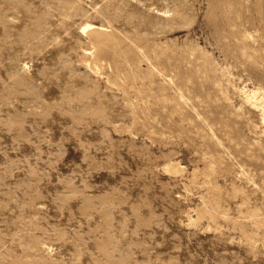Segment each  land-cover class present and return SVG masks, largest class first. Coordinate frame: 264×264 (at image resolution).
Listing matches in <instances>:
<instances>
[{
  "label": "rangeland",
  "instance_id": "obj_1",
  "mask_svg": "<svg viewBox=\"0 0 264 264\" xmlns=\"http://www.w3.org/2000/svg\"><path fill=\"white\" fill-rule=\"evenodd\" d=\"M15 1L0 264H264V0Z\"/></svg>",
  "mask_w": 264,
  "mask_h": 264
},
{
  "label": "bare ground",
  "instance_id": "obj_2",
  "mask_svg": "<svg viewBox=\"0 0 264 264\" xmlns=\"http://www.w3.org/2000/svg\"><path fill=\"white\" fill-rule=\"evenodd\" d=\"M2 1H4V0H2ZM7 1V0H6ZM15 1V0H14ZM73 1V0H72ZM9 2V1H8ZM16 2V1H15ZM69 2H70V0H69ZM64 3V2H63ZM71 3V2H70ZM58 4H60V3H58ZM65 4H67L66 6H68V3H65ZM75 4V3H74ZM56 5V4H55ZM105 5V4H104ZM114 6H116V4H113ZM72 6V5H71ZM77 6V5H76ZM109 6V5H108ZM74 7H75V5H74ZM73 7V8H74ZM113 7V6H112ZM254 7V6H253ZM14 8V7H13ZM13 8H12V10H13ZM56 8V7H55ZM58 8H60V7H58ZM61 8H63V7H61ZM66 8V7H65ZM76 8V7H75ZM102 8V7H101ZM5 9H7V11L9 10V8H7V7H3V8H1L0 10L1 11H3V10H5ZM57 9V8H56ZM103 9V8H102ZM114 9H115V7H114ZM60 10V9H59ZM59 10H57V11H59ZM64 11V10H63ZM81 11V10H80ZM104 11V10H103ZM44 12V11H43ZM49 12V11H48ZM60 12V11H59ZM61 12H62V9H61ZM106 12V11H105ZM112 12V11H111ZM3 13H4V11H3ZM41 13V12H40ZM80 13V12H79ZM104 13V12H103ZM109 13H110V11H109ZM46 14H48V13H46ZM61 14V13H60ZM59 14V15H60ZM76 14H78V11H77V13ZM42 15V14H41ZM44 15V14H43ZM83 15V14H82ZM64 17V16H63ZM107 17V16H106ZM111 17V16H110ZM1 18V17H0ZM43 18V17H42ZM42 18H38V19H42ZM62 18V16L60 17V19ZM110 19V18H109ZM43 21H44V19H42ZM45 20H46V18H45ZM61 20H63V18L61 19ZM104 21V20H103ZM1 22H2V19H1ZM3 22H5V21H3ZM39 22V21H38ZM58 22H60V21H58ZM61 22H63V21H61ZM40 23H42L41 21H40ZM45 24H46V21H45ZM57 24V23H56ZM62 24V23H61ZM60 24V25H61ZM40 25V24H39ZM58 25V24H57ZM41 26H42V24H41ZM66 26V25H65ZM111 26V25H110ZM64 27V26H63ZM111 27H113V26H111ZM42 28V27H41ZM66 28V27H65ZM38 29H40V28H38ZM68 29V28H67ZM108 29V28H107ZM30 30V29H29ZM33 30V29H32ZM42 30H43V28H42ZM46 30V29H45ZM81 30H82V32L85 34V36H86V38H87V40H88V42H90L89 44H90V46H91V48H93L94 50L93 51H91V52H89L90 53V56H93V55H95L96 53L98 54V49H102V48H104L105 46L107 47V45H108V42H109V40H110V32H108L107 30H106V28H105V26L103 25V24H100V25H93L92 23H89V22H85L84 24H83V26H82V28H81ZM108 30H111V29H108ZM116 30V29H115ZM3 31H5L4 29H3ZM26 31V30H25ZM31 31V30H30ZM112 31V30H111ZM9 32V31H8ZM34 32V31H33ZM38 32H40V31H38ZM27 33H29V31L27 32ZM30 34H31V32H30ZM40 33H38V35H39ZM18 35V34H17ZM27 35V34H26ZM37 35V34H36ZM113 35H115V34H112V36ZM41 36H42V34H41ZM20 37V36H19ZM25 37V36H24ZM36 37V36H35ZM43 37V36H42ZM22 38V37H21ZM40 38V37H39ZM20 39V38H19ZM30 41L32 40V39H30V38H28ZM34 39V38H33ZM36 39H38V38H36ZM36 39H34V40H36ZM21 40V39H20ZM41 40V39H40ZM40 40H37V42H39ZM22 41H23V39H22ZM33 41V40H32ZM24 43V42H23ZM25 43H26V41H25ZM28 44V43H27ZM113 45V44H112ZM84 49V48H83ZM105 49V48H104ZM112 49V48H111ZM85 50V49H84ZM88 50V49H87ZM91 50V49H90ZM89 51V50H88ZM111 51V50H110ZM107 52V51H106ZM95 53V54H94ZM102 53V52H101ZM110 53H113V52H110ZM109 53V54H110ZM118 53V52H117ZM97 54L95 55V57H97ZM108 55V54H107ZM118 55V54H117ZM116 55V56H117ZM111 56V55H110ZM109 56V57H110ZM115 56V55H114ZM83 57H84V54H83ZM103 57V56H102ZM104 57H105V55H104ZM112 57V56H111ZM92 59V58H91ZM96 59V58H95ZM114 59V58H113ZM102 60V59H101ZM101 62V61H100ZM99 63V62H98ZM25 66V65H24ZM97 68V67H96ZM247 100H249V98L247 99ZM11 120V119H10ZM38 264H40V260H39V263ZM56 264V263H55Z\"/></svg>",
  "mask_w": 264,
  "mask_h": 264
}]
</instances>
